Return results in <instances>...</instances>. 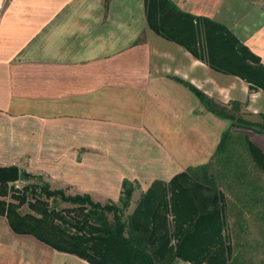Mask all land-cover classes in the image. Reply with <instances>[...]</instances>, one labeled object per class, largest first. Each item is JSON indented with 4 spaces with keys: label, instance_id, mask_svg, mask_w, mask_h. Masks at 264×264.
I'll return each mask as SVG.
<instances>
[{
    "label": "crops",
    "instance_id": "1",
    "mask_svg": "<svg viewBox=\"0 0 264 264\" xmlns=\"http://www.w3.org/2000/svg\"><path fill=\"white\" fill-rule=\"evenodd\" d=\"M171 2L225 26L264 66L258 3ZM263 118L262 91L155 35L144 0H0V166L40 175L51 190L104 205L117 203L128 181L131 214L153 182L208 166L225 217L236 216L226 230L255 229L264 243V173L247 150L248 142L264 155V129L241 125ZM247 257L234 263L264 264ZM0 264L89 263L13 233L0 217Z\"/></svg>",
    "mask_w": 264,
    "mask_h": 264
},
{
    "label": "trees",
    "instance_id": "2",
    "mask_svg": "<svg viewBox=\"0 0 264 264\" xmlns=\"http://www.w3.org/2000/svg\"><path fill=\"white\" fill-rule=\"evenodd\" d=\"M148 28L157 36L183 47L212 70L238 77L264 93V66L223 25L179 10L171 0H144ZM203 106L226 117L206 97L192 88ZM264 119V118H263ZM243 128L263 125L241 122ZM223 134L217 156L226 147ZM255 166L264 173V155L247 142ZM40 180V175L20 171V181ZM0 185V217L13 233L31 236L51 249L74 255L89 264H233V246L226 230L225 199L208 166L189 169L169 182H153L131 214L134 184L124 181L117 203L101 205L88 195L66 196L46 183L9 189L10 201ZM3 192V193H2ZM59 198L68 208H51ZM27 205L29 213L20 209ZM235 264V263H234Z\"/></svg>",
    "mask_w": 264,
    "mask_h": 264
},
{
    "label": "rangeland",
    "instance_id": "3",
    "mask_svg": "<svg viewBox=\"0 0 264 264\" xmlns=\"http://www.w3.org/2000/svg\"><path fill=\"white\" fill-rule=\"evenodd\" d=\"M20 171L22 172L23 169H21ZM44 183L46 184L45 180L42 177V179H40V180L36 179V180H30L27 182L19 181L18 183L14 184L13 186L20 189L25 185H28V184L31 185L32 184V185L36 186L37 189L39 190L43 186ZM10 186L11 185H8L7 188H5L3 190V192L6 194V196H5L6 198H4L6 201H10V198H9ZM48 202H49V205L51 208L62 209V208L70 207V205L62 203V201L59 198H57L54 201H53V199L48 200ZM29 212L30 211H29L27 205L22 206L20 209V213H22V214L29 213ZM127 212L128 211H126V215H128ZM226 217H227V220L229 222L228 224H230L231 227H233V225L235 224L234 219H236V216L229 215ZM253 227H255L254 224H253ZM227 232L230 235L231 243H233V252H232L233 264H234V261L239 259V258H236V254H240V253H242V255H245V256H250V258L247 257L248 260H251V259L258 260L260 258H264V243L259 242L260 244H258V241H257L258 238L256 236L257 230L252 229L250 231H231V232L227 231ZM243 236H247V238H249L251 241L250 240H247V241L243 240L242 241ZM256 244H258V245H256ZM243 264H251V262L248 261V262H245ZM253 264H257V263H253Z\"/></svg>",
    "mask_w": 264,
    "mask_h": 264
},
{
    "label": "water",
    "instance_id": "4",
    "mask_svg": "<svg viewBox=\"0 0 264 264\" xmlns=\"http://www.w3.org/2000/svg\"><path fill=\"white\" fill-rule=\"evenodd\" d=\"M20 181V169L15 166H0V185H14Z\"/></svg>",
    "mask_w": 264,
    "mask_h": 264
},
{
    "label": "built area",
    "instance_id": "5",
    "mask_svg": "<svg viewBox=\"0 0 264 264\" xmlns=\"http://www.w3.org/2000/svg\"><path fill=\"white\" fill-rule=\"evenodd\" d=\"M256 3H258L260 5V8L263 10L264 12V0H253Z\"/></svg>",
    "mask_w": 264,
    "mask_h": 264
}]
</instances>
